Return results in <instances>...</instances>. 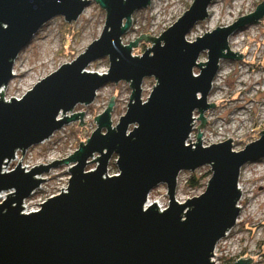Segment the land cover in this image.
<instances>
[{
	"label": "water",
	"instance_id": "1",
	"mask_svg": "<svg viewBox=\"0 0 264 264\" xmlns=\"http://www.w3.org/2000/svg\"><path fill=\"white\" fill-rule=\"evenodd\" d=\"M90 0H0V88L13 76L12 66L20 50L49 19L61 15L75 20ZM105 10L100 35L71 62L37 81L20 98H2L0 92V264H214L217 242L236 223L239 214L237 186L240 168L264 157V129L259 137L238 151L231 137L201 144L197 129L194 144H185L193 129V112L203 127L204 111L220 58L240 59L230 51L227 38L239 26L264 16V0L253 12L233 23L216 26L194 41L185 36L207 16L212 0H193L191 5L158 37L141 33L128 44L121 43L133 11L150 0H94ZM151 40L143 53L131 55L137 39ZM207 60L197 62L201 51ZM108 57V70L97 74L85 67ZM193 67L199 68L197 75ZM153 76L147 98L140 97L141 81ZM129 83L126 110L115 125L108 105L93 117L96 127L85 142L67 157L48 164L20 165L3 171L16 151L23 152L64 124L80 120L81 112L58 118L77 103L89 104L104 83ZM132 128L129 130V126ZM96 154V155H95ZM116 155L117 172L107 175V165ZM95 155V157H94ZM95 162L92 169L87 164ZM69 164L66 190L47 197L37 211L24 212L22 203L57 164ZM209 165L204 190L185 201L175 199L177 175ZM164 184L167 206L159 210L147 203L151 189ZM146 206V207H144ZM245 256H248L246 254ZM252 257L235 260L246 264Z\"/></svg>",
	"mask_w": 264,
	"mask_h": 264
},
{
	"label": "rangeland",
	"instance_id": "2",
	"mask_svg": "<svg viewBox=\"0 0 264 264\" xmlns=\"http://www.w3.org/2000/svg\"><path fill=\"white\" fill-rule=\"evenodd\" d=\"M193 0H150L149 4L133 11L129 28L122 34L121 43L134 41L141 33L158 37L163 30L170 26L183 12L188 9ZM233 0H212L208 6L207 16L196 22L185 38L194 41L195 36H202L203 32H210L216 26L224 27L255 10L256 5L263 0H245L240 8L235 9ZM218 9L216 20L209 25L210 17ZM105 21V10L94 0H90L82 12L73 21H66L63 16H54L46 21L32 36L29 43L23 47L15 58L13 75L3 89L2 98L9 101L10 97L20 98L37 81L55 71L61 64L71 62L86 46L97 39ZM230 39L228 41V38ZM227 45L230 51H239L243 55L240 59L220 58L218 69L212 80L207 95V102H214L215 106L204 111L207 122L203 127H196L200 120L198 113L193 112V129L187 143L194 144L197 129L201 132V144L206 146L231 137L232 149L238 151L246 143L259 137L258 131L264 129V16L257 21L243 24L229 34ZM238 37L240 45L234 46L231 39ZM151 47V40L137 39L131 48V55L140 56L145 47ZM207 60L206 50L198 55L197 62ZM108 57L102 56L89 62L85 67L88 72L97 74L108 70ZM248 70V72H246ZM193 74L197 75L199 68L193 67ZM225 72V73H223ZM156 80L153 76H145L141 81L140 97L144 101L152 90ZM129 83L123 80L106 82L96 91L94 99L89 104L77 103L70 111L61 113V117L70 113L81 112L82 125H77L80 118L70 121L53 132L54 134L42 142L31 146L23 152L17 151L14 158L9 160L3 171H8L20 160V165L28 171L32 166L48 164L54 159L67 157L75 150L79 141L85 142L96 127L93 117L100 114L108 105L112 94L110 120L115 125L119 116L123 115L130 96ZM132 125L129 126V130ZM96 155V154H95ZM95 157V156H94ZM116 155L112 154L107 165V175L117 173L115 165ZM69 164L60 163L51 167L40 175L45 178L40 186L27 198L26 209L35 208L38 203L61 187L67 185ZM95 162L87 164L85 169H92ZM210 173L209 165H203L193 171H180L177 175L175 199L183 202L186 198L200 194L206 185L210 174L200 180L197 187L189 186L187 180L192 174L196 176ZM240 191L238 223H236L217 242L211 260L214 264H232L242 257H252L246 264H264V157L257 161L247 162L240 168L238 177ZM237 182V186H238ZM10 190L1 192L5 197ZM151 201L167 203L164 184L155 186L148 194ZM1 198V199H2ZM252 209L253 211H250ZM248 254V256H245Z\"/></svg>",
	"mask_w": 264,
	"mask_h": 264
},
{
	"label": "bare ground",
	"instance_id": "3",
	"mask_svg": "<svg viewBox=\"0 0 264 264\" xmlns=\"http://www.w3.org/2000/svg\"><path fill=\"white\" fill-rule=\"evenodd\" d=\"M244 1H245V0H233V1H232V4H233L234 8L237 9V8H240V7H241V5L243 4ZM207 10H208V9H207ZM217 15H218V9H216L215 12H214V14L212 15V17H210L209 25H212V23L216 20ZM229 39H230V36H229V38H228V41H229ZM231 40H232L231 43H232L234 46H238V45H240V43H241V40H240V38H238V37H234V38H232ZM246 72H248V70H246ZM12 73H13V75H16V73H15V69L12 70ZM223 73H225V72H223ZM0 92H1V91H0ZM59 114H60V113H59ZM263 116H264V108H263L262 111H261V117H263ZM60 117H61V115H58V118H60ZM38 177H42V175L39 174ZM239 189H240V191L242 190L241 186H239ZM3 195H4V194L0 193V196L3 197ZM152 202H153V201H151V200L149 199V197H147V203H152ZM154 202H156V201H154ZM156 203H157V202H156ZM22 206H24V207H23V210L26 209L27 205H26L25 200L23 201ZM249 210H250V211H253L252 209H249ZM24 211H27V210H24Z\"/></svg>",
	"mask_w": 264,
	"mask_h": 264
},
{
	"label": "built area",
	"instance_id": "4",
	"mask_svg": "<svg viewBox=\"0 0 264 264\" xmlns=\"http://www.w3.org/2000/svg\"><path fill=\"white\" fill-rule=\"evenodd\" d=\"M54 134V133H53ZM52 134V135H53ZM51 135V136H52ZM190 135V134H189ZM189 137V136H188ZM49 139V138H48ZM185 144H188L187 143V140H186V142H185ZM74 151V150H73ZM17 153V151L15 152V154ZM15 154H14V156H15ZM95 156V155H94ZM14 158V157H13ZM15 167V166H14ZM25 168H27V166L25 167ZM25 168H24V170H25ZM26 171V170H25ZM118 173V172H117ZM67 186V185H66ZM66 186L65 187H62V191H65L66 190ZM238 188H239V182H238ZM59 192H61V188L55 193V194H57V193H59ZM33 194V193H32ZM52 195H54V194H52ZM51 196V195H50ZM1 198H2V196H1ZM46 199V198H45ZM44 199V200H45ZM44 200H42V201H44ZM42 201H40L39 203H41ZM39 203H38V205L35 207V208H33V209H31V210H29V211H37L38 209H39ZM157 205H158V208H159V210H163L166 206H167V203H163V202H159V203H157ZM237 206L239 207V200L237 201ZM144 207H146V206H144ZM29 211H24V212H29ZM236 223H238V217H237V219H236ZM235 223V224H236ZM229 232V231H228ZM228 232H226V234L225 235H227V233ZM216 246H217V244L215 245V248H216ZM215 248H214V250H215Z\"/></svg>",
	"mask_w": 264,
	"mask_h": 264
},
{
	"label": "trees",
	"instance_id": "5",
	"mask_svg": "<svg viewBox=\"0 0 264 264\" xmlns=\"http://www.w3.org/2000/svg\"><path fill=\"white\" fill-rule=\"evenodd\" d=\"M208 174H210V173H207L205 175H200V176H196L195 174H192L188 177L187 182H188L189 186L197 187L199 185L200 180L203 179Z\"/></svg>",
	"mask_w": 264,
	"mask_h": 264
}]
</instances>
